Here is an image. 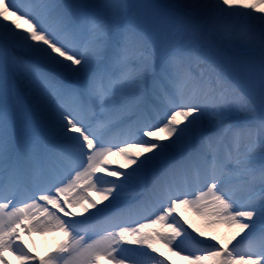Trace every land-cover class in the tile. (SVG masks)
Instances as JSON below:
<instances>
[{
	"label": "bare ground",
	"instance_id": "6f19581e",
	"mask_svg": "<svg viewBox=\"0 0 264 264\" xmlns=\"http://www.w3.org/2000/svg\"><path fill=\"white\" fill-rule=\"evenodd\" d=\"M49 1L50 0H33L34 4L29 8L26 4L27 0H24V2H22V4L16 9H21L24 13H33L32 8L40 7L37 11L40 15L43 13L42 7ZM159 1L161 2L162 7L167 5L165 3H174L175 5L187 3L189 6L193 5L194 8H214V6L218 7V5H222L224 12L230 10V13L234 10H243L242 13H245L244 11H247L248 6H250L248 13L252 17L254 27L257 30H262V27L264 26V0H218L217 2H214L213 0H170L171 3L166 0ZM122 2V0H79V3L76 4L77 7L74 5L75 7L73 6L74 8H71V6L65 5L63 14L65 11L67 13L70 12L69 14L72 18V24H70V27L75 35L74 44L70 50L74 53L72 57H69L61 48L58 49L54 47L49 40L45 39L38 33H33L31 38L26 39L25 34H29L32 29L26 21L22 20L20 17H16L11 12L12 8H9V0H0V38L3 41L9 40L8 42H5L7 47L10 45L15 46V48L24 56L51 67L55 72H58L65 77V80H59L58 82L72 85L71 83L74 79L82 81L85 88L90 89L87 93V97L89 98L90 96L91 98V110L87 113L89 119L92 112L99 114L105 113L101 111L102 102L99 101L98 97L108 98L105 103L106 106L110 103H113L114 105L120 104L123 101H121L123 94H136V89H139V92L143 86V76L147 78L150 74L148 70H140L142 71V74H134L130 76V80L126 82L125 86L120 87L117 85L114 87L112 85L107 86L106 84L103 90L104 92L97 93L95 91V85H93V79L96 75L87 77L86 79H83V75L92 63L91 61H88V58L98 57L100 55V53L98 54L99 50H104L105 45L110 44V40L112 43L120 39L133 41L136 43V46H139L140 50L146 48L145 50L147 53L151 52L153 48L154 50L151 53L157 54L161 59L163 54L169 50L168 46H170V44H176L177 48L179 45L183 46L186 43H191L192 40L196 41L199 39V32L196 34L191 30H183L179 28L177 21L164 15L162 12L163 9L158 7H154L155 10L153 13L145 15L143 23L142 21L138 22L140 17L138 14L143 5V0H137V2L131 7L124 23H122L120 16V5H122ZM92 13H97L102 18H105V21H103L104 25L96 31L92 30L90 26L92 23H96L100 20L102 21V19H96L93 17ZM107 23L111 26H118L120 29H124L123 35L120 36V34L115 33L114 38H111V32H113V29L110 30ZM51 24L52 22L49 21L48 25ZM45 25L47 26V24ZM133 28H138L137 35L134 37L132 36ZM56 31L57 29L54 30V34H56ZM126 32L128 34H126ZM139 32H143L141 36L138 35ZM68 33L69 31L59 39L60 42L63 41L62 43H66V46H68ZM261 34L264 35L263 30L261 31ZM105 38V43L98 45L99 47H88L89 43ZM198 41L199 40L196 42ZM84 42H88L85 47L88 51L81 55L78 48ZM120 47L122 48L121 50L123 53L134 51L133 46L125 48V45L123 44V46L120 45ZM111 51H116V49L111 48ZM13 52L14 50H11V54H13ZM178 55L182 54L178 53ZM109 57L110 56H108L105 64H109L108 62L112 60ZM133 58L134 56L128 57L130 62H132ZM190 61L192 60L190 59ZM104 68H106L107 71H111L112 69H109L106 65ZM170 68L175 72V75L178 76V78L173 77L174 80L172 83L173 85L174 82L178 84L176 89L173 88L171 84H168V89L171 91V94L174 95L173 98L176 100L177 96L181 94L179 91H183L180 87L179 77H181V79L184 78L183 81H185L187 77L189 81H192V78L184 74L183 66L180 63H177L175 66L170 65ZM9 69H11L14 76H17L28 97L34 99L33 104L36 108H42L41 112H38L39 119L41 120L40 122H52L57 124L53 127L49 126V129H46V132L51 134L53 138L71 139L75 136L77 140L82 141V146H86V140L88 137L93 136L95 137L94 139L100 137L102 132L96 131L98 124L95 122L91 123L88 131L84 133L78 132V128H76V130L70 129V127H75V124L82 120L79 107L74 109L72 101H69L68 97H73V93L70 90H68L64 97V111L60 113L52 101L58 99V91L49 87L50 82L44 78L45 75H43L42 72L38 71L37 73L30 75L29 72L27 73V70L23 65L16 60L14 55L11 57V65L9 66ZM161 70H163L162 67L159 68V72ZM37 78H43V81L47 83L45 93L38 87V84L36 83V80H38ZM171 82L172 78H169L167 83ZM241 90L248 95V92L243 85L241 86ZM155 91L149 92L148 96L149 98L156 97L157 99H160L157 103L161 106V109L165 105L166 100L162 95L158 94L156 89ZM47 94H49V96H47ZM232 99L235 102H239L238 105L241 106L238 110L233 109L232 112L236 114L237 117H241L243 115L242 112L245 110V107L242 104L243 102L236 98ZM224 103L225 101H218L217 98L211 99L209 102L201 100L197 104L198 108L194 105L191 107V110L188 109L187 111L186 109L189 106H182V108H180L175 114L166 112L167 114L165 113V117H167V123L165 126L145 134V137L141 136L142 139L135 138L138 142L143 141L142 145L137 148L135 145L130 144L127 148L128 151L126 150L127 152L119 151L113 154L112 159L114 161L113 165L117 170L116 172H112L100 164V158H98V155L103 152L102 146H99L96 151L87 149L84 153L71 152L72 155L74 154L76 156L79 167H82V169L77 170V166L72 164L70 167L72 171L70 170V173L73 174V177L70 180H66L65 186L67 187L77 180L81 182L87 181V183L84 184L83 189L80 190L79 193H74L70 196V199L65 204V207L68 208L63 207L64 205H60L58 202L54 203L55 209H53L57 211V214L59 213L62 215L60 218L59 214H54L52 211L46 210L45 208H38L41 207V201L39 200L26 204L24 206L25 210H5L6 207L0 206V247H4V249L8 247L9 250L7 256H3L0 253V264H96L97 261L102 258L105 260L104 264H132L129 263L128 260L136 263L141 261L146 264H259V262H255L249 258L242 260L237 256L239 254L248 256L258 245L259 238H254L250 241H245V238L257 230V228L252 225L253 222H264V215L248 213V211L246 214H241L240 211L242 208L238 204L225 201L222 195L216 194L214 187L218 184H224L226 182L225 180H222L221 183L209 185L203 194H195V200L188 201L181 206L175 205L176 209L174 208L179 213L175 219L176 223L181 227L185 226L188 228L190 234L195 236L196 241L212 244L213 246L218 245L220 247V250H211V252L204 257L197 255L195 248H193L191 244H176L175 240H178L181 237L178 234V230L175 229L173 224L170 223V220L165 217H159L149 223H143L140 228H130L129 232L131 233V237L128 240H124V248H126L124 255L118 254L115 245L113 246L111 242L112 237L116 233L108 231L96 236L94 239L89 238L84 241L79 235H73V233L66 228V223H78L74 218L75 214L80 215L82 220H89V216L94 217L97 214L103 215L109 208L118 206L124 201L133 198L129 196L130 191L122 196H118L117 193L128 191V189L134 187L137 189L143 185V182L146 179L149 180V201H153L151 193L160 194L162 189H168L171 191L170 187L165 186L168 185L166 179L169 175L172 177L173 181L178 183L180 171H178L177 162L179 160L182 161L185 166L184 168L186 169L190 163H194L198 167L201 175H206L208 174L209 168L207 169L208 163L204 160L205 156L211 155L210 152L212 155H217L218 153L221 162L219 166H216L218 172L214 175L215 177H218L221 174L223 171L221 168L227 163V161H230V159L232 160L235 157L236 159H246L250 161L249 163H252L251 165L253 167L258 168L260 166L259 164L264 162V157L259 156V154L262 153L258 151L256 154L255 151V155H247L242 150L244 145H247L248 143V140H246V135H248V133L239 132L236 134L238 137L244 139L242 143H239L238 145H236L230 137H228L222 144H219L214 140L220 129L218 128L219 125L214 121V116L211 113H216L214 112L216 110L215 108L218 106L222 107V104ZM195 108L197 110H194ZM127 111H130V107H127L126 112ZM256 112L260 116L264 115V101L257 104ZM186 113L193 114V118L199 120L198 122L201 123L204 131H213L210 136V145L209 147H204L202 146V139H198L192 147L185 149L183 155L170 159L175 153L181 152L189 143H191L196 138V134L200 131L198 128H195L192 123L186 121ZM222 113L223 112L220 114ZM16 114L17 123L24 124L25 118L22 116L21 110L17 109ZM226 114L228 113L226 112ZM72 116H75V119H70ZM128 117H130L129 112L126 113V116L123 117L120 122L127 120ZM218 119L220 120L221 118ZM236 119L237 118H233V120ZM176 121L179 125H189L190 127H184L193 129L195 135L191 137L184 132L176 130L173 127L175 124L172 125V123H176ZM79 126L81 127V125ZM238 127L242 128V126ZM25 130H27V127H23L19 134H23V131ZM150 140L161 141V145L151 144ZM57 144L62 146L65 145L62 140L58 141ZM25 147H27V145L23 142V145H20V162H22L24 168L26 181L32 183L29 174L34 170L33 162L36 160L37 155L30 148ZM239 147L240 149L238 150L237 148ZM226 148L229 151L230 156L226 155ZM44 149L45 155L47 156L46 147H44ZM10 151L9 148L0 144V160L6 155L9 157ZM261 152L264 153V147ZM130 156L146 159L148 163L144 164V166H138L131 160ZM5 159L8 160V158ZM254 160H256L255 165H253ZM239 166L244 165L240 164ZM123 168L131 172L123 173L121 171ZM95 169H97V173L108 175L114 180L112 182V188H96L94 186L93 182L90 180V174L93 173ZM140 171L145 172L146 177L137 179L136 184H132L131 187L128 186L126 183L133 181L136 177L134 173ZM101 180L105 181L103 178H101ZM117 180L125 181V184H116ZM261 181L262 178L258 179V182ZM208 182H211L209 177H205V179L202 180V183L205 185H208ZM32 185L34 188L36 187L34 183ZM219 189L222 191L226 188L220 186ZM89 192H93V196H90L89 194L87 195ZM50 194L52 193H49L48 196L44 198L50 197ZM78 200L80 201L78 202ZM94 202H98L100 208H97L96 205L93 204ZM75 203L76 205L84 203V207L75 209ZM260 206L263 207L264 204L263 206ZM37 209L41 212H37ZM247 210L253 209L248 207ZM82 212H86L85 216H81L80 213ZM243 215L249 217V225H243L240 222V218ZM19 218L29 220V226L24 228L20 227V229H22L20 231L23 232L22 235L25 234V236H22V238L19 235L13 236L12 240H9L4 232L6 233V229L12 225L11 223ZM108 218L110 226L117 225L118 227L131 223V221L122 220L123 216H121V214L118 216L111 215L108 216ZM211 231H213V233ZM120 234H122V232H120ZM148 244L155 245V247L152 245L148 251L153 250V252L161 255L164 259L163 261L147 260L145 257L141 256L143 248L147 247ZM124 258L128 260H124Z\"/></svg>",
	"mask_w": 264,
	"mask_h": 264
},
{
	"label": "rangeland",
	"instance_id": "374dc122",
	"mask_svg": "<svg viewBox=\"0 0 264 264\" xmlns=\"http://www.w3.org/2000/svg\"><path fill=\"white\" fill-rule=\"evenodd\" d=\"M122 1L126 6L132 5L136 0ZM166 1L170 2V0ZM142 4L138 22L142 21L143 23L145 15L153 13L154 7H158L163 9L164 15L175 19L179 28L191 30L193 33L200 32L202 42L206 46L201 57L209 63V69H212L218 76L225 75L224 71H226L230 81L233 80L232 85L244 83L248 95L252 96L255 103L264 101V39L259 40L260 35H263L261 34L262 30L256 29L252 32L245 30V25L250 21L247 13H242L243 10H238L239 12L236 14L230 13V10L224 12L222 5L214 6V8H194L193 5L189 6L187 3L180 5L171 3V6L165 3L167 6L162 7L159 0H143ZM170 46H173V43ZM189 114L186 113L185 119ZM173 124L178 125V122ZM211 232L213 233V231ZM211 249L207 253L195 250L201 254H208ZM237 257L242 260L247 259L242 255ZM253 259L256 262L258 258L254 256L251 260Z\"/></svg>",
	"mask_w": 264,
	"mask_h": 264
}]
</instances>
